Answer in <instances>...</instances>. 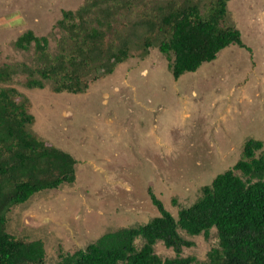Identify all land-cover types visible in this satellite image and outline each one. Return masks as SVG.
Listing matches in <instances>:
<instances>
[{"label":"rangeland","instance_id":"rangeland-1","mask_svg":"<svg viewBox=\"0 0 264 264\" xmlns=\"http://www.w3.org/2000/svg\"><path fill=\"white\" fill-rule=\"evenodd\" d=\"M84 1L0 0V67L18 71L8 85L27 98L31 131L77 162L74 183L38 192L7 214L8 233L42 241L45 264L157 216L149 190L176 217L241 158L246 138L264 141V0H229L226 19L244 47L229 45L178 79L157 48L142 52L138 29L129 57L111 74L90 75L85 92L54 93L50 82L26 88L20 65L36 67L34 46L23 50L14 41L30 30L55 53L62 10L75 11ZM151 1L134 0V8ZM134 15L119 17L116 26L124 31ZM180 234L193 243L182 256L205 260L217 244L214 229L208 239ZM154 251L174 256L161 242Z\"/></svg>","mask_w":264,"mask_h":264},{"label":"trees","instance_id":"trees-1","mask_svg":"<svg viewBox=\"0 0 264 264\" xmlns=\"http://www.w3.org/2000/svg\"><path fill=\"white\" fill-rule=\"evenodd\" d=\"M228 1L153 0L135 9L134 0H85L75 11L62 10L55 53L48 50L45 37L30 30L17 37V48L33 44L38 63L35 68L21 63L19 73L26 74L29 89H43L44 82H50L54 93H83L90 75L95 80L111 74L129 57L140 29L142 52L157 48L178 79L214 60L229 45L244 47L239 30L227 22ZM131 13L136 19H128L122 31L116 26L119 17ZM17 73L13 65L0 67V264H45L42 241L8 233L7 214L38 192L74 183L77 162L31 131L34 118L27 111V98L8 85ZM241 154L201 187L199 196L176 217L149 190L157 216L108 232L62 255L56 264H264V141L246 138ZM212 229L217 244L205 260L182 256L183 248L193 243L180 231L208 239ZM157 242L174 256L156 254Z\"/></svg>","mask_w":264,"mask_h":264}]
</instances>
